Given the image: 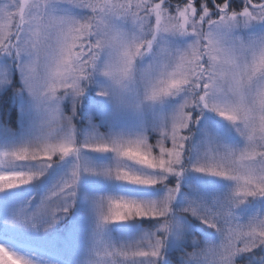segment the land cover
I'll return each instance as SVG.
<instances>
[{
    "label": "snow or ice",
    "instance_id": "obj_1",
    "mask_svg": "<svg viewBox=\"0 0 264 264\" xmlns=\"http://www.w3.org/2000/svg\"><path fill=\"white\" fill-rule=\"evenodd\" d=\"M60 165L12 222L142 189L83 193L81 264H264V0H0V192Z\"/></svg>",
    "mask_w": 264,
    "mask_h": 264
},
{
    "label": "rangeland",
    "instance_id": "obj_2",
    "mask_svg": "<svg viewBox=\"0 0 264 264\" xmlns=\"http://www.w3.org/2000/svg\"><path fill=\"white\" fill-rule=\"evenodd\" d=\"M215 119L219 120L218 117ZM63 168V165L54 166L37 182L0 192V244H4L10 250L29 255L33 259L47 261L48 264H81L84 258V233L89 222L83 193L85 191L125 193L142 191L139 186L125 187L118 182L86 176L81 182V198L76 205L79 211L75 215V224L72 227L69 225L66 232H35L12 222L13 213L24 204L30 201V209L35 207L38 200L32 202L31 199L35 195L39 199L54 179L60 175ZM192 179L208 188L220 187L224 183L219 178L200 179L194 176ZM41 180L42 182L39 183ZM36 184L40 185V190L34 194L32 188ZM65 217L58 222H62ZM119 231L123 233L127 230L119 229Z\"/></svg>",
    "mask_w": 264,
    "mask_h": 264
},
{
    "label": "trees",
    "instance_id": "obj_3",
    "mask_svg": "<svg viewBox=\"0 0 264 264\" xmlns=\"http://www.w3.org/2000/svg\"><path fill=\"white\" fill-rule=\"evenodd\" d=\"M9 116H11V109H9ZM15 126V125H14ZM42 182V180L39 182V183H41ZM38 183V184H39ZM40 185H33V188H32V190H33V192H34V194H36L39 190H40V187H39ZM38 197L35 195L34 196V198H32L31 199V201L32 202H34V201H36V200H38L37 199ZM75 210V211H74ZM78 208H74V209H72L71 210V213L68 215V216H66L65 217V219L62 221V222H57V224H56V226L55 227H53L51 230H49L48 232H51V231H56V232H61V233H64V231L66 232L67 231V227L69 226V227H72L74 224H75V215H77V213H78ZM75 212V213H74ZM197 223H198V221H197ZM206 227V226H205ZM262 253H260V252H257V255L259 256V255H261ZM63 257H65V255L63 254Z\"/></svg>",
    "mask_w": 264,
    "mask_h": 264
}]
</instances>
